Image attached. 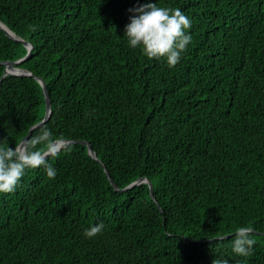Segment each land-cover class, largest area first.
I'll use <instances>...</instances> for the list:
<instances>
[{
  "label": "trees",
  "instance_id": "1",
  "mask_svg": "<svg viewBox=\"0 0 264 264\" xmlns=\"http://www.w3.org/2000/svg\"><path fill=\"white\" fill-rule=\"evenodd\" d=\"M138 2L0 0V21L33 44L17 65L32 75L2 77L28 49L0 27V140L14 148L44 118L36 77L51 98L41 127L74 140L48 158L54 179L27 169L0 193V264H264V0H156L192 22L174 67L128 45ZM140 178L155 199L147 182L124 189ZM242 224L246 259L230 247Z\"/></svg>",
  "mask_w": 264,
  "mask_h": 264
},
{
  "label": "clouds",
  "instance_id": "2",
  "mask_svg": "<svg viewBox=\"0 0 264 264\" xmlns=\"http://www.w3.org/2000/svg\"><path fill=\"white\" fill-rule=\"evenodd\" d=\"M128 11L132 13L130 22L124 28L128 45L131 48L139 47L148 58H166L169 67L176 66L192 40L189 31L191 19L180 8L158 6L156 0L138 2ZM55 145L53 133L47 127H40L35 135L14 148L0 140V193L14 192L27 169L43 166L47 177L54 179L57 170L48 162V158L58 153ZM104 227L101 221L84 229L83 235L93 238ZM253 232L251 225H237L230 243L231 252L245 259L251 256L256 244ZM212 264H231V260L219 255Z\"/></svg>",
  "mask_w": 264,
  "mask_h": 264
},
{
  "label": "water",
  "instance_id": "3",
  "mask_svg": "<svg viewBox=\"0 0 264 264\" xmlns=\"http://www.w3.org/2000/svg\"><path fill=\"white\" fill-rule=\"evenodd\" d=\"M0 27L2 29H4L9 36H11V37H13V38H15L17 40H22L21 38L16 37V35L4 23H2L1 21H0ZM22 41L27 46V49H28L27 54L24 57H22V58H20V59H18L16 61H6L5 62L6 67H5V71H4V74H3L2 77H4L7 74L27 75V76L32 75V73L30 71H28V70H26L24 68H20V67L17 66L22 61L28 59L31 56V53H32V50H33V44L32 43H30L28 41H25V40H22ZM36 78L40 81V83L42 84L43 89H44L45 98H46V111H45V115H44V118L42 119V121L37 123V124H35V125H33L31 127V129L29 130L28 134L23 138V140L21 142H25L28 139L29 135L32 133V131L35 128L41 127L50 118L51 113H52L51 98H50V95H49V92H48L47 85H46V83H45L43 78H41V77H36ZM73 141L72 140H58V141H56V145L55 146L59 150V148L62 146L63 143H65V142H73ZM76 141H79V142H82V143H85L86 145H88L90 155L94 159L98 160L97 154H96L95 150L92 148V146L90 145L89 142L84 141V140H76ZM102 165L104 166L105 171H106L108 177L110 178L111 183L114 185L115 189L116 190L119 189L117 187L116 183L114 182L113 178L111 177V175L109 173V170L106 168L105 164L102 163ZM142 182L149 183L150 190H151V195L155 199L154 192H153V185L149 181L148 178H140V179L134 181L133 183H131L129 186H127L124 189H127L129 187L135 186V185H137L139 183H142Z\"/></svg>",
  "mask_w": 264,
  "mask_h": 264
}]
</instances>
